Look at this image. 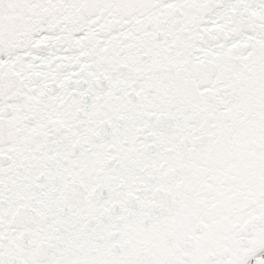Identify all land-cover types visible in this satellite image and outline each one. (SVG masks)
<instances>
[{"label":"snow or ice","instance_id":"6c2138e0","mask_svg":"<svg viewBox=\"0 0 264 264\" xmlns=\"http://www.w3.org/2000/svg\"><path fill=\"white\" fill-rule=\"evenodd\" d=\"M0 264H264V0H0Z\"/></svg>","mask_w":264,"mask_h":264}]
</instances>
